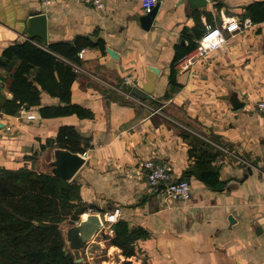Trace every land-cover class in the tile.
Instances as JSON below:
<instances>
[{"label":"crops","instance_id":"crops-1","mask_svg":"<svg viewBox=\"0 0 264 264\" xmlns=\"http://www.w3.org/2000/svg\"><path fill=\"white\" fill-rule=\"evenodd\" d=\"M102 1L96 8L74 0H0V57L7 45L30 39L25 30L33 11L47 16L48 43L87 36L103 45L83 46L77 60H67L76 71L70 99L90 115L42 117L39 106L61 102L41 91L40 105L0 115V167L55 174L60 153L70 150L40 145L54 139L60 125H73L83 138V150L74 152L83 163L68 180L88 207L80 220L120 208L115 222H103L87 240L83 260L264 264V108L258 107L264 101V0L201 6L161 0L149 28L139 20L142 0ZM247 18L252 23L244 27ZM226 21L240 28L230 32ZM208 24L222 28V48L184 69L179 57ZM17 61L0 66V103L12 97L8 81ZM201 147L216 153L211 165L218 188L193 172L189 149ZM148 159L170 166L172 179L189 181L190 198L172 199L163 184L151 186ZM118 220L137 233L129 257L110 242Z\"/></svg>","mask_w":264,"mask_h":264},{"label":"trees","instance_id":"trees-1","mask_svg":"<svg viewBox=\"0 0 264 264\" xmlns=\"http://www.w3.org/2000/svg\"><path fill=\"white\" fill-rule=\"evenodd\" d=\"M196 43L192 42L185 51H190ZM83 46L103 45L99 39L92 41L87 36H76L74 44L62 40L43 46L39 39H24L7 45L2 51L0 66H8L13 59L18 61L8 81L12 97L1 100L0 115L15 114L23 105H40L41 91L58 97L61 102L39 106L42 117L90 115L70 99L76 71L67 60H77ZM82 142L73 125L62 124L55 138L46 139L40 148L57 144L72 152H81ZM189 153L194 158L196 177L212 188L220 187L218 169L211 165L216 153L202 147L200 151L190 148ZM87 209L80 199L79 186L73 180L28 167H0V264H90L85 260L76 262L72 252L66 251L59 227L66 219L79 221L80 214ZM112 228L114 236L110 242L117 245L124 256H131L135 230L129 231L123 220H118ZM122 264L133 263L124 260Z\"/></svg>","mask_w":264,"mask_h":264},{"label":"built area","instance_id":"built-area-1","mask_svg":"<svg viewBox=\"0 0 264 264\" xmlns=\"http://www.w3.org/2000/svg\"><path fill=\"white\" fill-rule=\"evenodd\" d=\"M42 2H49L51 0H41ZM92 5L96 8H101L103 6L102 0H74ZM157 0H142L143 11L149 12L156 4ZM251 20L247 18L243 25L244 27L251 25ZM226 29L230 32L239 29L240 25L235 21H226L223 24ZM225 42V37L222 32V28L219 25L208 24L201 36L197 39L196 46L186 55H184L180 60L179 64L183 66L184 69L191 67L198 59L210 54L211 52L222 48ZM79 56L82 53L79 52ZM126 84H131L132 81L127 79ZM259 108H264V101L258 103ZM32 118L33 115H29ZM85 156V153H82ZM144 168L146 171V176L148 182L151 186H159L163 184V193L166 197L172 199H189L191 196L190 183L186 179H172L171 168L166 164H160L154 160L148 159L144 162ZM120 213V208L115 207L109 212L103 214L101 223L105 222L107 225L112 224L117 220V216Z\"/></svg>","mask_w":264,"mask_h":264},{"label":"water","instance_id":"water-1","mask_svg":"<svg viewBox=\"0 0 264 264\" xmlns=\"http://www.w3.org/2000/svg\"><path fill=\"white\" fill-rule=\"evenodd\" d=\"M160 1L161 0H157L151 11L146 12L139 17L140 23L144 28H149L152 24ZM189 1L196 6H201L206 3V0ZM25 33L27 38L32 39L38 37L41 39L43 45H47L46 14L40 11L31 12ZM134 95L141 96L135 92ZM82 163L83 158L78 154L70 151H62L57 160L58 168L56 169L55 174L67 180L71 179ZM69 222L71 223V226L67 228L65 238L69 243L72 254L74 255V260L80 262L83 261L80 250L85 246L87 240L100 230L102 226L101 219L97 213H88L85 218L80 220L77 224H75L73 220H69Z\"/></svg>","mask_w":264,"mask_h":264},{"label":"rangeland","instance_id":"rangeland-1","mask_svg":"<svg viewBox=\"0 0 264 264\" xmlns=\"http://www.w3.org/2000/svg\"><path fill=\"white\" fill-rule=\"evenodd\" d=\"M77 223H78V222H77ZM75 224H76V222H75ZM69 226H71V223L69 222V219H66V220L62 221V222L59 224V227H60L61 233H62V235L64 236V240H65V249L68 250V251H70V252H72L71 249H70V247H69V243H68V241H67L66 238H65V233H66V230H67V228H68Z\"/></svg>","mask_w":264,"mask_h":264}]
</instances>
